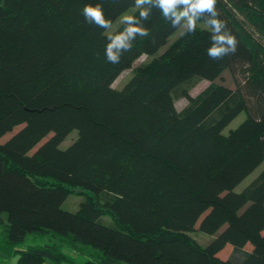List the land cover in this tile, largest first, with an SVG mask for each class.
<instances>
[{
  "label": "trees",
  "instance_id": "1",
  "mask_svg": "<svg viewBox=\"0 0 264 264\" xmlns=\"http://www.w3.org/2000/svg\"><path fill=\"white\" fill-rule=\"evenodd\" d=\"M96 3L112 24L134 7L0 0V262L264 264V169L236 191L264 163V0H217L234 55L209 58L211 29L199 25L160 52L181 26L153 8L149 35L117 64L104 55L107 30L82 15ZM142 55L152 58L110 101ZM226 70L235 88L216 81ZM200 80L210 84L193 96ZM76 189L86 197L70 211ZM30 235L37 243L19 247Z\"/></svg>",
  "mask_w": 264,
  "mask_h": 264
},
{
  "label": "clouds",
  "instance_id": "2",
  "mask_svg": "<svg viewBox=\"0 0 264 264\" xmlns=\"http://www.w3.org/2000/svg\"><path fill=\"white\" fill-rule=\"evenodd\" d=\"M216 4L217 0H134V6L140 9L139 17L122 15L120 22L125 25L124 30L107 37L108 43L104 52L106 61L111 64L119 63L123 54L132 50V42L137 36L149 35L143 21L148 20L153 8L159 9L172 27L183 26L185 34L194 33L197 21L204 19L207 27L211 29V46L207 49L209 58L221 60L225 56L234 55L238 41L228 30L226 22L219 18ZM82 15L89 24L105 30L112 27V21L104 16L101 3L86 4Z\"/></svg>",
  "mask_w": 264,
  "mask_h": 264
},
{
  "label": "rangeland",
  "instance_id": "3",
  "mask_svg": "<svg viewBox=\"0 0 264 264\" xmlns=\"http://www.w3.org/2000/svg\"><path fill=\"white\" fill-rule=\"evenodd\" d=\"M138 9L134 6L131 7L130 9H128L127 11H125L122 15H133ZM119 16L118 19L116 21H114V23L112 24V27L110 29H107L106 33L108 34H112L115 31H117L123 24L120 22V18L122 17ZM197 25L201 26V27H205V28H209L207 27V25L205 24V21H201L198 20L197 21ZM185 30V28L183 26H181L169 39L168 44L164 45L161 49L160 52L164 51L167 46L173 41L175 40L183 31ZM152 58V56L149 55H142L140 56L138 59H136L133 64L131 65V67L123 70L118 77L116 78V80L113 83V89H112V93H111V97H110V101H115L117 100L121 94H122V90L124 85L128 82V80L137 72V70L139 69V67L141 65L146 64L147 62L150 61V59ZM217 82H223L227 85H229L232 88H235L236 83H235V79L231 73L230 70H226L223 73V77L219 78L216 80ZM210 84V81L208 80H200V81H192L191 83H189V88H190V92L193 96L198 95L201 91H203L208 85ZM188 104V98L187 97H180L179 99H177L176 101V105L179 109H182L184 106H186ZM246 118V113L242 112L240 113L229 125L228 127L225 129V131H229V129L231 128H235L237 127L244 119ZM78 131L74 130L67 138L66 140L62 143V147H66L68 145H70L77 137ZM10 134L8 133L7 135L4 136L3 140H5ZM264 169V163H262L254 172H252L248 177H246L237 187H236V191H241L243 190L249 183L250 181L253 180V178H255L262 170ZM86 194L83 193L82 189H76L65 201L64 203V208L70 210V211H75L77 209H79L80 207V203L83 199H85ZM106 221L111 222L112 219L109 216L105 217ZM192 235L202 244H206L208 241H210L211 236H209L208 234H205L203 232L200 231H195L192 233ZM29 243H37V241L32 239V236L30 235L29 237V241L25 242L23 244H20L19 247H24ZM73 253V252H71ZM231 253V249L227 248L222 252V256L224 257H228ZM12 257V256H11ZM10 257V258H11ZM9 258V259H10ZM9 259H6L9 260ZM1 260V259H0ZM119 264H129L127 262H121Z\"/></svg>",
  "mask_w": 264,
  "mask_h": 264
},
{
  "label": "crops",
  "instance_id": "4",
  "mask_svg": "<svg viewBox=\"0 0 264 264\" xmlns=\"http://www.w3.org/2000/svg\"><path fill=\"white\" fill-rule=\"evenodd\" d=\"M11 257V256H10ZM10 257H8L7 259H9ZM0 264H18L17 263V256H12L9 260H5V261H1ZM44 264H56L51 260L46 261ZM60 264H69L67 262H63Z\"/></svg>",
  "mask_w": 264,
  "mask_h": 264
}]
</instances>
